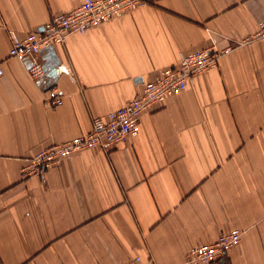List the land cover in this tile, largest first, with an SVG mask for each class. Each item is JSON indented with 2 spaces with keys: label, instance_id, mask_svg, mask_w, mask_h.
Wrapping results in <instances>:
<instances>
[{
  "label": "crops",
  "instance_id": "obj_1",
  "mask_svg": "<svg viewBox=\"0 0 264 264\" xmlns=\"http://www.w3.org/2000/svg\"><path fill=\"white\" fill-rule=\"evenodd\" d=\"M82 1L0 0V264H188L192 246L233 231L239 243L215 264H264V43H238L259 29L264 0H150L55 46L69 69L56 77L9 55L11 30L41 32ZM211 45L233 49L143 113L137 136L23 177L36 152L89 133Z\"/></svg>",
  "mask_w": 264,
  "mask_h": 264
},
{
  "label": "built area",
  "instance_id": "obj_2",
  "mask_svg": "<svg viewBox=\"0 0 264 264\" xmlns=\"http://www.w3.org/2000/svg\"><path fill=\"white\" fill-rule=\"evenodd\" d=\"M149 1L83 0L69 11L54 13L41 32L20 36L16 31L11 30L9 55L20 61L29 62V71L35 77H40L44 74V61L41 57L44 49L64 44L71 34H82L91 28H97L112 18L130 12ZM257 40L264 43V20L260 22L259 29L255 33L238 43L250 44ZM232 49L233 46L220 49L211 45L183 53L176 65L162 69L153 80L145 82L142 91L132 100L111 110L106 116L96 117L89 133L46 146L28 158L22 168L23 177H39L45 180L51 168L71 155L88 148L110 152L127 143L138 135L143 113L156 104H163L168 98L184 92L191 79L217 65L219 59ZM59 69L69 73V69L64 65H60ZM3 74L4 69L0 64V77ZM62 101L63 96L58 89L53 88L48 91L49 105L55 106ZM240 238L241 233L233 231L221 234L210 244L192 246L186 253V262L215 264L227 256L228 252L239 243ZM135 261L140 262L141 258L137 257Z\"/></svg>",
  "mask_w": 264,
  "mask_h": 264
},
{
  "label": "water",
  "instance_id": "obj_3",
  "mask_svg": "<svg viewBox=\"0 0 264 264\" xmlns=\"http://www.w3.org/2000/svg\"><path fill=\"white\" fill-rule=\"evenodd\" d=\"M44 50H47L49 53V58L44 63V66H43L44 72H46V74L49 75L50 77H56L58 73V67L61 65V60L57 56L54 47L51 46Z\"/></svg>",
  "mask_w": 264,
  "mask_h": 264
},
{
  "label": "rangeland",
  "instance_id": "obj_4",
  "mask_svg": "<svg viewBox=\"0 0 264 264\" xmlns=\"http://www.w3.org/2000/svg\"><path fill=\"white\" fill-rule=\"evenodd\" d=\"M203 264H206V263H203Z\"/></svg>",
  "mask_w": 264,
  "mask_h": 264
}]
</instances>
